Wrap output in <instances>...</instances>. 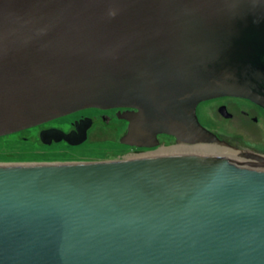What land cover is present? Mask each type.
Returning <instances> with one entry per match:
<instances>
[{
  "label": "water",
  "instance_id": "obj_1",
  "mask_svg": "<svg viewBox=\"0 0 264 264\" xmlns=\"http://www.w3.org/2000/svg\"><path fill=\"white\" fill-rule=\"evenodd\" d=\"M219 96L264 109V0H0V137L131 108L121 144L246 160L0 165V264H264V162L196 116Z\"/></svg>",
  "mask_w": 264,
  "mask_h": 264
},
{
  "label": "flooded vegetation",
  "instance_id": "obj_2",
  "mask_svg": "<svg viewBox=\"0 0 264 264\" xmlns=\"http://www.w3.org/2000/svg\"><path fill=\"white\" fill-rule=\"evenodd\" d=\"M87 110L95 111L96 117L94 119H99L104 125L115 126L114 142L117 143L118 141L120 148H127V154L139 156L140 158V156L157 152L159 149L182 145L176 143L172 136L166 134L157 136L155 147L121 144L119 140L126 133L128 125L124 116L128 112L135 111L131 108L83 109L61 117L66 118L79 114V117L70 122L69 127L66 129L60 127L43 128L44 124L51 121L30 129L39 128L38 140L43 146L63 144L65 147L77 148L89 141V130L93 118L92 116L85 118V115H82ZM195 112L199 123L218 139L241 148L240 152L244 156H257L260 161L264 162V109L262 107L242 97L219 96L200 102L196 106ZM256 138L260 140H254ZM250 160L253 163H259L253 158Z\"/></svg>",
  "mask_w": 264,
  "mask_h": 264
},
{
  "label": "rangeland",
  "instance_id": "obj_3",
  "mask_svg": "<svg viewBox=\"0 0 264 264\" xmlns=\"http://www.w3.org/2000/svg\"><path fill=\"white\" fill-rule=\"evenodd\" d=\"M82 115H85V118L91 116L93 118L89 130V141L83 146L77 148L65 147L63 144L43 146L38 140L39 128L30 129L0 137V165L110 161L122 160V158L131 156V154H127V148H120L118 141L117 143L114 142L115 126H106L99 119H94L96 112L93 110H87ZM78 117L79 114H75L66 118L52 120L44 124L43 128L60 127L66 129L69 127L70 122ZM254 140L258 141L260 139L256 138Z\"/></svg>",
  "mask_w": 264,
  "mask_h": 264
},
{
  "label": "bare ground",
  "instance_id": "obj_4",
  "mask_svg": "<svg viewBox=\"0 0 264 264\" xmlns=\"http://www.w3.org/2000/svg\"><path fill=\"white\" fill-rule=\"evenodd\" d=\"M185 155V154H192V155H213V156H219L221 158H225L228 160H233L237 162H245V159H240L236 156L235 152L229 150V149H219L218 147L213 146H207V145H194V146H185V145H179L175 147H169V148H163L159 149L157 152L149 153L142 157H148V156H161V155ZM221 154V155H219ZM132 158H139V156H127L124 159H132ZM123 159V158H122Z\"/></svg>",
  "mask_w": 264,
  "mask_h": 264
}]
</instances>
